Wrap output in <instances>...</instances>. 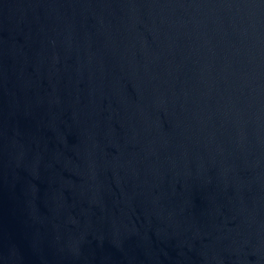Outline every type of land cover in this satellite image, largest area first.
Segmentation results:
<instances>
[{"label":"water","instance_id":"95a60500","mask_svg":"<svg viewBox=\"0 0 264 264\" xmlns=\"http://www.w3.org/2000/svg\"><path fill=\"white\" fill-rule=\"evenodd\" d=\"M0 264H264V0H0Z\"/></svg>","mask_w":264,"mask_h":264}]
</instances>
